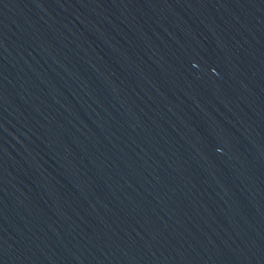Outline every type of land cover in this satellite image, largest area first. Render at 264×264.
Instances as JSON below:
<instances>
[{
    "label": "water",
    "instance_id": "water-1",
    "mask_svg": "<svg viewBox=\"0 0 264 264\" xmlns=\"http://www.w3.org/2000/svg\"><path fill=\"white\" fill-rule=\"evenodd\" d=\"M0 264H264V0H0Z\"/></svg>",
    "mask_w": 264,
    "mask_h": 264
}]
</instances>
